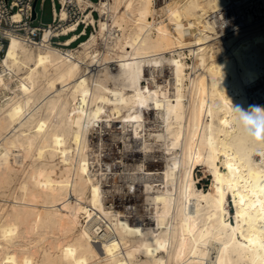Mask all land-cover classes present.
I'll use <instances>...</instances> for the list:
<instances>
[{"label": "bare ground", "instance_id": "1", "mask_svg": "<svg viewBox=\"0 0 264 264\" xmlns=\"http://www.w3.org/2000/svg\"><path fill=\"white\" fill-rule=\"evenodd\" d=\"M248 1L72 0L99 13L79 45L10 37L0 264H264V142L232 119L264 107V28L218 21Z\"/></svg>", "mask_w": 264, "mask_h": 264}, {"label": "built area", "instance_id": "2", "mask_svg": "<svg viewBox=\"0 0 264 264\" xmlns=\"http://www.w3.org/2000/svg\"><path fill=\"white\" fill-rule=\"evenodd\" d=\"M38 1L36 0V4ZM44 1L40 0L41 4ZM162 1L164 0H156L157 3ZM34 2L35 0H0V56L4 55L11 36L21 39L28 45L37 46L42 44L43 34L47 29L49 31L50 44L61 47H74L84 40L82 37H87V29L94 25L86 21V16L88 9H91L93 16L96 10L91 7L81 10L80 6L72 2V0H67L64 3L60 0H51L52 21L45 25L43 23L36 24L35 20L38 12L35 6L36 13L35 17H33ZM64 8L68 16L62 19L61 16L56 14V10L61 12ZM223 13L224 16L219 15L218 21L221 29L226 28L224 29L226 33L229 32L227 27L232 23L246 29H252L253 24H258L259 29L264 28V0H249L242 6V10L231 4L224 8ZM249 14H251L250 18H248ZM73 22H76V27L70 30L68 26ZM62 36H65V38L61 39ZM68 41L70 42L67 43ZM104 136H110V134H104ZM117 183L122 187L126 186L127 189L126 178H118ZM136 186L139 187L140 184L136 183ZM133 191L134 189L130 188V192ZM133 207L131 209H134Z\"/></svg>", "mask_w": 264, "mask_h": 264}, {"label": "clouds", "instance_id": "3", "mask_svg": "<svg viewBox=\"0 0 264 264\" xmlns=\"http://www.w3.org/2000/svg\"><path fill=\"white\" fill-rule=\"evenodd\" d=\"M232 119L234 127L249 140L264 142V107L251 105L248 109L241 106H232Z\"/></svg>", "mask_w": 264, "mask_h": 264}, {"label": "rangeland", "instance_id": "4", "mask_svg": "<svg viewBox=\"0 0 264 264\" xmlns=\"http://www.w3.org/2000/svg\"><path fill=\"white\" fill-rule=\"evenodd\" d=\"M94 1H99V0H94ZM36 10L38 12V16H37V18L35 20V23L36 24L43 23L45 25V24H47V23H49V22L52 21V4H51V0H45L43 4H41V2L39 0L37 2V4H36ZM97 12L96 11L94 12V16H95L96 19L99 18V16H98L99 13H97ZM95 26H96L95 24L93 26H90L87 29V34H89L90 31L95 30L94 29ZM63 38H65V36H62L61 37V39H63ZM83 38H85V37H82V39ZM111 138L113 140V137H112L111 134H110V136H106V137L103 136V143H104V145L108 146L110 144V142L112 143ZM104 140H106V141H104ZM120 144H121V146H123L121 142H120ZM108 147L110 148L112 146H108ZM111 150H113V151H111ZM115 151L118 152V149L115 148L114 145H113L112 148H110V150H108V152L110 153V155H113L114 154L116 156L118 154ZM158 152H160V151H158ZM118 166H120V170H121V166L122 165H118ZM122 168H123V166H122ZM194 176L197 178V186L200 189H202V188L205 189V190L209 189V187L211 185V175L208 172L207 173L204 172L203 165H200V164L195 165V167H194ZM141 203H142V200L139 201V204H141ZM229 210L232 213L234 211V207H233V204L231 202L229 203Z\"/></svg>", "mask_w": 264, "mask_h": 264}, {"label": "water", "instance_id": "5", "mask_svg": "<svg viewBox=\"0 0 264 264\" xmlns=\"http://www.w3.org/2000/svg\"><path fill=\"white\" fill-rule=\"evenodd\" d=\"M35 6H36V0H35V2H34V4H33V17H35Z\"/></svg>", "mask_w": 264, "mask_h": 264}]
</instances>
